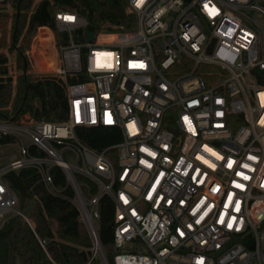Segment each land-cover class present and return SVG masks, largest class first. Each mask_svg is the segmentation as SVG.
I'll return each instance as SVG.
<instances>
[{"label":"built area","instance_id":"2783aa9c","mask_svg":"<svg viewBox=\"0 0 264 264\" xmlns=\"http://www.w3.org/2000/svg\"><path fill=\"white\" fill-rule=\"evenodd\" d=\"M129 5L135 26L112 31L56 10L65 40L51 76L65 84L68 118L0 108L10 112L0 118V227L7 215L31 224L6 174L34 168L59 194V167L93 242L86 264H264V0ZM90 127L119 141L91 148L78 131ZM104 196L115 204L111 260L97 228Z\"/></svg>","mask_w":264,"mask_h":264},{"label":"trees","instance_id":"16d2710c","mask_svg":"<svg viewBox=\"0 0 264 264\" xmlns=\"http://www.w3.org/2000/svg\"><path fill=\"white\" fill-rule=\"evenodd\" d=\"M6 7L0 5V48L10 41L20 70L14 81L9 74L8 56L0 52V108L11 106L13 114L29 113L37 120L61 122L68 118L64 82L53 76L33 75L27 55L31 38L39 27H56V10L79 14L87 19L92 29L112 31L129 29L136 24V14L131 10L129 0H12V7L16 9L13 14L7 12ZM47 32L43 30L42 34ZM64 40L65 34H59L58 41ZM9 113L8 110L0 111V118ZM78 131L83 143L97 150L119 141L115 131L105 127L80 128ZM7 140L0 137V143ZM53 174L61 190L59 194L47 189L36 169L26 168L19 172L34 201L31 205L30 200L20 196L21 208L27 212L31 224L19 216L11 215L5 219L0 227V264H11L13 260L15 264L17 261L20 264H86L92 256L93 242L74 201L75 191L67 184L62 169L55 167ZM77 179L85 189H96L89 179L81 176ZM114 217V201L109 196L102 197L97 228L110 260ZM41 240H47L45 247ZM92 263L100 264L97 259Z\"/></svg>","mask_w":264,"mask_h":264},{"label":"rangeland","instance_id":"374dc122","mask_svg":"<svg viewBox=\"0 0 264 264\" xmlns=\"http://www.w3.org/2000/svg\"><path fill=\"white\" fill-rule=\"evenodd\" d=\"M49 30L51 32V38L47 39L46 41L38 39L36 43L35 34H34L31 38L30 47L27 51V55L30 61V71L36 77L51 76V73H53L57 67L58 56H59V45H60V42L58 41V35L61 34V32L56 27L55 28L50 27ZM74 34L76 36L77 41L82 40L80 33L74 32ZM10 38H11V30L9 27L8 39L10 40ZM32 50H34V53L32 52ZM0 52L8 56V61L12 64L11 68L13 70H16L17 74H19L20 69L17 67L18 64H17L16 54L14 51H11L10 49V41H8L6 46L0 48ZM5 150L6 149L0 147V154H2L1 152ZM9 216L11 215H7L5 219L8 218ZM16 264H20V262L17 261Z\"/></svg>","mask_w":264,"mask_h":264},{"label":"water","instance_id":"95a60500","mask_svg":"<svg viewBox=\"0 0 264 264\" xmlns=\"http://www.w3.org/2000/svg\"><path fill=\"white\" fill-rule=\"evenodd\" d=\"M3 3L4 4L7 3V0H5ZM18 12H19V8H18ZM85 36H86L87 40H94L95 31L87 29L85 31ZM6 178L12 183L14 188L17 189V191L20 193V196L23 199L30 200L31 205L34 204V201L31 199V197L29 196V194L26 191V187H25L24 183L22 182L19 175L15 171H11V172L7 173ZM25 214H27V212H25ZM11 264H15L14 260L11 262Z\"/></svg>","mask_w":264,"mask_h":264}]
</instances>
